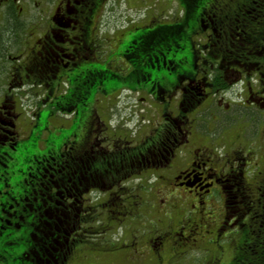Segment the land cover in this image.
<instances>
[{
  "label": "flooded vegetation",
  "instance_id": "flooded-vegetation-1",
  "mask_svg": "<svg viewBox=\"0 0 264 264\" xmlns=\"http://www.w3.org/2000/svg\"><path fill=\"white\" fill-rule=\"evenodd\" d=\"M22 1L33 4L34 15H30L33 22ZM109 1L0 0V53L8 55L11 44L17 42L24 48L14 57L21 59L14 68L16 72L11 73L15 84H10V88L28 86L27 91L38 90L41 97L37 111L51 108L64 113L68 108H63L61 96L71 90H84L82 103L77 101L70 107L71 114L75 111L73 116H61L70 123H60L54 135L47 134L50 128L36 130L43 146L37 144L35 151L40 155H28V166L18 162L17 152L34 135L36 123L27 136L21 137V113L17 111L15 95L6 92L1 97L0 162L11 156L12 167H21L23 172L16 171L15 174L21 175L13 178L12 167L5 170L0 166V172L5 173L0 178V220L7 208H15L16 220V226L11 224L0 232V264H14V260L30 254L31 249L23 246L21 251L20 242L14 238L15 229L32 226L29 237L37 243L34 257L39 264H66L69 257L61 259L64 253L61 239L63 233L68 237L77 234L79 213L90 208L89 194L125 189L122 185L126 184L135 193L122 198L123 191H115L114 197L108 195V200L121 197L120 202L126 203L130 210L138 208L141 203L138 192L145 188L154 186L163 195L168 194L164 205L158 211L155 208L162 222L161 231L147 240V254L153 255L158 264H173L194 251L210 253L213 257L210 264H223L226 249L233 257L241 252L264 256V124L258 125V134L260 138L263 136L259 140L250 129L255 120L244 113L234 121L241 123V127L239 124L234 127V123L221 125L215 130L218 131L215 140L198 128L200 114L213 112L212 103L219 89L212 86L211 80L216 74L225 81L230 78L247 81L250 96L243 106L245 111H264L261 84L264 64L244 69L246 64L239 61L238 52L248 46L239 39H226L215 45L220 55L212 59L210 25L203 26L199 33L201 37L206 33L205 37L200 41L195 38L193 58L190 49L181 46V41L174 37V29L156 31L165 35L162 40L156 41L157 34L151 32L141 40L139 33L143 28L155 31L152 21L135 26L136 22L128 19L125 27L112 30V33L122 30V38L112 44ZM223 1L215 5L219 20L224 19L229 9L227 1ZM181 16L178 21L184 14ZM9 18L15 21L13 28ZM105 29L108 33H103ZM8 57L13 58L12 54ZM111 70L121 82L119 88L107 91L112 88L111 81L106 82ZM252 79L258 80L259 91L251 86ZM202 92L206 99L195 103L199 96L195 95ZM135 96L138 101L149 103L143 110L147 114L152 113L154 105L160 106L162 122L152 129L137 130H131L129 124H120L113 136L112 127L102 119L100 111L120 97L129 102ZM226 108L230 112L231 107ZM211 119L214 124L221 123L214 113ZM44 165L50 167L43 169L45 172L41 167ZM28 198L33 200L30 205L25 202ZM42 243L44 248L39 245ZM46 246L53 250L49 252ZM140 246L131 240L124 249L116 250H126L123 254L128 264H140L137 259L146 255L139 250ZM73 258L82 256L77 253ZM26 260L29 258L21 261Z\"/></svg>",
  "mask_w": 264,
  "mask_h": 264
},
{
  "label": "rangeland",
  "instance_id": "rangeland-1",
  "mask_svg": "<svg viewBox=\"0 0 264 264\" xmlns=\"http://www.w3.org/2000/svg\"><path fill=\"white\" fill-rule=\"evenodd\" d=\"M188 2L189 0H184ZM191 1V0H190ZM247 1L246 5L245 2ZM22 4L25 7L26 13L30 18V15H34V6L30 1H22ZM193 4V3H192ZM191 4V5H192ZM243 5H235L232 16H230L228 21V29L234 28L239 30L241 24H244L246 27V22L249 21V27H251L252 22L264 20V0H243ZM189 4V7L191 6ZM109 6H111V14L108 18V23L110 24L111 33L115 28H123L127 25V20H134L135 26H141L148 22L153 21L155 18L160 19L162 23H169L172 19L175 21L184 14L182 12L181 4L178 0H110ZM189 8V9H190ZM37 9V8H36ZM30 18V22H33ZM172 22V21H171ZM238 26V27H237ZM141 27H138L140 30ZM106 30V32H105ZM103 33H108V29H105ZM111 34L112 44L117 43L122 38V30H116ZM135 33V32H134ZM132 36V35H130ZM129 36V37H130ZM214 36V35H213ZM128 35L126 36V39ZM19 44V46H17ZM124 46V45H123ZM21 42L13 43L10 46L8 55L0 53V100L4 93L8 92L11 95H15L17 111L21 113L19 120V133L21 137L27 136L31 124L29 122H34L32 118L36 117L38 103L40 101V91L33 92L26 90L28 86L20 88L18 86L11 87L10 84H15V81L11 80V73L16 70L14 68L20 63V58L15 59L14 57L18 54V51L22 48ZM24 50V48H22ZM13 58H9L11 55ZM24 54V53H23ZM261 70H264V65ZM119 78V77H118ZM256 78V77H254ZM250 79V78H247ZM226 80V79H225ZM227 82L228 88L220 91L218 95L214 96V101L212 103L211 110L221 119V123H213L211 116L207 113L200 114V122L198 128L200 132L207 135L211 140L216 139V134L221 125H228L234 123L235 120L241 118L244 114H249L255 120V123L251 125V131L256 132L255 139L260 138L258 134L259 129L258 125L264 124V111H249L246 112L244 105L249 101V87L248 82L244 80L230 78ZM251 86L254 88V91H259L261 86L258 84V80L252 79ZM22 99V100H21ZM21 101V102H20ZM21 103L23 104L21 106ZM149 104V103H148ZM148 104L145 101H138L137 97H133L129 102H126V98L120 97L114 101V103L105 110H101V117L106 122L108 121L112 127L113 136L117 133L114 132V129L119 130L124 124H129L130 129H136L144 127L146 129H152L162 122L161 108L160 106L154 105L151 109L152 113L147 114L143 112L144 108H147ZM226 106L231 107L230 112L226 111ZM49 109L42 108L41 113L43 117L47 116ZM58 118V117H57ZM58 121L51 122V129L47 132L49 135H54L58 132L60 123L68 124L66 119L58 118ZM149 119L150 121H147ZM38 127L36 130L43 129L42 125V116L39 118V121H36ZM215 126H212V125ZM241 127V123H238ZM238 124L235 122L234 127H237ZM66 129V128H65ZM262 130V126L260 127ZM119 132V131H117ZM120 134V133H119ZM206 136H204L205 138ZM231 139V138H230ZM132 140V139H131ZM43 146V145H41ZM4 162V161H3ZM43 169H49L48 166H41ZM14 168V169H13ZM18 167L14 165L10 173L13 178L20 176L21 174H15ZM20 173L23 172L20 167ZM200 170L197 171V173ZM5 176L4 172H0V178L3 179ZM150 179V178H149ZM152 179V177H151ZM139 183V180L136 181ZM115 184H118L115 183ZM130 184L122 185L125 186V189L115 188L109 193L105 191H94L89 194V199L91 200V208H84L77 218L78 230L77 234H74L70 237L67 236V239H72V244L68 248V251L65 252L69 259L66 264H128L125 260L123 252L126 250H116L121 249L123 244L128 243L131 240H135L138 244H141L139 249L141 252H145L144 257H139L137 260H140V264H158L153 255L147 254L148 251V239L153 236L154 233L161 231L162 222L157 211L164 205V202L167 201V196L163 195L162 192L156 190V187L145 188L141 192H138L141 195L140 204L138 208L129 210L126 208L128 205L118 204L120 207H123L126 210V215L120 217L117 215L115 219H112L109 216V208L113 209V206H108V195L114 197V192L123 191L120 193L122 197L128 196L130 193H135L131 188H128ZM127 189V190H126ZM8 192V191H6ZM167 192H164V194ZM32 198V197H31ZM133 200L138 199L137 197H132ZM27 205H30L33 200L30 198L25 199ZM12 205V203H10ZM14 205V204H13ZM14 209L7 208V211L2 216V226L7 227L13 225L16 220L14 218ZM157 214V215H155ZM179 221V218L177 222ZM81 227V228H79ZM66 236V235H65ZM223 253L222 263L230 264L233 260L232 252L229 249ZM75 253V254H74ZM80 254L82 259H74V255ZM102 253L103 256H98ZM74 254V255H73ZM71 255V256H70ZM168 255V250L166 251V256ZM87 256V257H85ZM213 257L210 253L205 251H194L187 255L181 256L173 264H210ZM128 260H131L128 257ZM11 262V259L8 263ZM45 264H50L46 262ZM131 264V263H129ZM166 264V262L164 263Z\"/></svg>",
  "mask_w": 264,
  "mask_h": 264
},
{
  "label": "trees",
  "instance_id": "trees-1",
  "mask_svg": "<svg viewBox=\"0 0 264 264\" xmlns=\"http://www.w3.org/2000/svg\"><path fill=\"white\" fill-rule=\"evenodd\" d=\"M179 3L181 4L182 7V12L184 11V16L182 18V23L181 21H174V19H172L168 25H165L162 23V25L159 26V21L160 19H154L152 21V23L155 24V27H153V29H155V31H152V28H143V30H140L139 33V37L141 38V40H145L147 38V34L148 33H153V34H157V36L154 37V39L156 41L162 40L165 35L159 34L158 35V31L163 28L167 29V30H176V33L174 35V37L177 40L181 41V46L186 45L188 49H190V53L189 55L193 58L195 57L196 53L194 50V47L192 46V44H194V40L195 38L197 40L200 41L201 38L205 37L206 33L201 37V35H199V33L203 30V26L206 25H210V28L213 32L212 37H210V40H212L210 46H212L211 50L212 53H209V56H211L212 59H215L217 55L216 52V48L215 45H220L223 44L224 40H238L242 41V43H244L246 46H248V48L246 50H243L242 52H238L239 53V61L244 62L243 64L245 65L246 70H249V68H251L252 66H257L259 63L264 64V20L262 19L261 21H255L252 22L251 27H249V21L246 22V27H244V24H241V28H239V30H236L234 28H231L230 30L227 28V18H230V16H232L233 11H234V6L235 5H243L242 1L243 0H225L223 2L227 3V8L228 11L225 12L224 14H226V16L224 17V19L222 18V20H219L217 11L215 9V5L216 2L219 1V4L222 3V0H189L188 2L184 1V0H178ZM193 3V4H192ZM247 1L245 2L246 5ZM189 4L192 6L191 8L189 7ZM190 8V9H189ZM262 15H264V13H262ZM185 17V19H184ZM10 28H13L15 26V21L11 18H9L8 20ZM153 25V24H151ZM238 27V26H237ZM157 31V32H156ZM164 32V31H162ZM224 32H227L228 35L226 36V34ZM238 34H240V36H238ZM245 46V47H246ZM242 48H239L238 50H240ZM201 50H203V48L201 47ZM195 53V54H194ZM211 54V55H210ZM162 59V55L160 57ZM158 57L159 61H162ZM157 60V59H156ZM241 65H243L242 63H240ZM115 72L113 70H111V73H107L109 79L106 80V82L108 83V81H111V87L109 88L107 91H110L115 88H119L120 86V79L114 75ZM219 74H216L213 78V80H211L212 86H214L216 89H219V92L224 90L225 88H228L227 86V82L218 77ZM264 76V75H263ZM92 80L95 78L94 76L91 77ZM77 80L75 81V83H77ZM105 82V81H104ZM209 81H206L205 84H208ZM263 83H261L262 85H264V80L262 81ZM110 83V82H109ZM108 83V84H109ZM207 86V85H206ZM263 91H264V87H263ZM83 95H84V90H71L68 93L64 94V96H61V103L63 108H68L65 109V111H67L66 113L64 112H57L54 111L51 108H47L49 109V113L47 114V116L43 117L41 111H37L36 113V117L32 118V120L35 119L34 122H31V126L32 124L34 125V123H36V126L38 127V124L36 121H39V118L42 116V125H43V129H51V125L50 122L52 121H58V118L55 117H60L61 116H73L72 114L75 113V111L72 112L71 114V106H74L75 103L77 101H80V104L82 103L83 100ZM199 95V96H198ZM195 96H198V98H196V102L199 101H203L206 99L207 95L202 92V94H196ZM263 100L262 102L264 103V95L262 96ZM211 116V112L208 113ZM82 118V117H81ZM85 118H87V116H85ZM54 119V120H53ZM84 121V118H83ZM33 128V127H31ZM42 139V138H41ZM40 137H39V132L35 131L34 135H32V137L30 139H28V141L26 140V143L23 145V147L17 152V154H19L20 158L18 160V162H23L25 164H27V159H28V155H40L38 152H36L35 150L36 147L39 145L41 146V142H40ZM27 143H30L28 147L29 150H27L26 146ZM38 144V145H37ZM25 148V150H23ZM30 152V153H29ZM55 158L57 157V155H54ZM11 156L7 157L4 160L3 158L1 159L0 162V166L5 169L8 170L10 169L13 165H11L10 162L11 161ZM4 161V162H3ZM28 166V164H27ZM17 167V166H16ZM50 168V167H49ZM46 170V169H45ZM44 170V172H45ZM17 171L19 172L20 170L17 169ZM121 197L118 198H112L111 200H108V206H113L112 208H109V216L112 219H115L117 217V215H119L120 217H124L126 215V210L123 207H120L118 204H122V202H120ZM123 198V197H122ZM92 206H90L91 208ZM127 208V207H126ZM129 210V208H127ZM2 220H0V232L3 231V228L5 227H1L2 226ZM16 223V222H15ZM14 223V224H15ZM13 224V225H14ZM16 226V224H15ZM78 226V225H77ZM34 226L32 227H28V228H23L20 231H17V229H15V240L20 242V245L22 246L21 251H23V246H25L26 249L29 250V248L31 249L29 252L30 254L27 253V256H23L21 259H18L17 261L14 260V262L16 264H39V262L36 260V258L34 257V251L35 248L37 247V243H35L31 237H29L30 233L29 231H33ZM63 231H66L67 233H69V229L64 228ZM66 233H63V238L61 239V244L63 243V248H64V253L62 254V260L67 259V254L65 255V252L68 251V248L70 247V245L72 244V240H68L69 243L66 242L67 240V236ZM3 240V239H2ZM47 240V239H46ZM51 242V240H48ZM53 242V241H52ZM51 242V243H52ZM55 244V243H53ZM52 246L54 248H56V245ZM127 243L123 244V249L125 247ZM40 247L44 248L43 243L39 244ZM48 247V246H46ZM49 252L52 251L53 249L51 247H48ZM14 256L20 257L19 255H15ZM26 257L29 258V261L26 260V262L24 263V261H21L24 259H26ZM233 261L231 262V264H264V256L262 254L256 255L253 253H249V252H241L238 253V255H235V257H233ZM60 261V258H59ZM14 263V264H15ZM50 264H54L53 262H50Z\"/></svg>",
  "mask_w": 264,
  "mask_h": 264
}]
</instances>
